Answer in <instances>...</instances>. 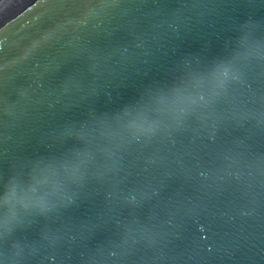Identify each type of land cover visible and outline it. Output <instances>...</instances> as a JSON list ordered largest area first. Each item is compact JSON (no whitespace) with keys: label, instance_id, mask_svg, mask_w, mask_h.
Listing matches in <instances>:
<instances>
[{"label":"water","instance_id":"1","mask_svg":"<svg viewBox=\"0 0 264 264\" xmlns=\"http://www.w3.org/2000/svg\"><path fill=\"white\" fill-rule=\"evenodd\" d=\"M0 264H264V0H0Z\"/></svg>","mask_w":264,"mask_h":264},{"label":"bare ground","instance_id":"2","mask_svg":"<svg viewBox=\"0 0 264 264\" xmlns=\"http://www.w3.org/2000/svg\"><path fill=\"white\" fill-rule=\"evenodd\" d=\"M16 0H11V2L13 3V2H15ZM12 7H14V6H12Z\"/></svg>","mask_w":264,"mask_h":264}]
</instances>
